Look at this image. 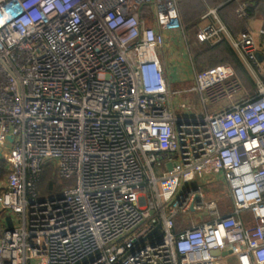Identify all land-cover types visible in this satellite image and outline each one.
Returning a JSON list of instances; mask_svg holds the SVG:
<instances>
[{"label":"built area","instance_id":"built-area-1","mask_svg":"<svg viewBox=\"0 0 264 264\" xmlns=\"http://www.w3.org/2000/svg\"><path fill=\"white\" fill-rule=\"evenodd\" d=\"M204 17L253 93L226 64L169 89L177 0H0V264H264V71L253 32ZM48 166L72 182L39 197ZM218 174L225 213L199 184Z\"/></svg>","mask_w":264,"mask_h":264},{"label":"crops","instance_id":"crops-1","mask_svg":"<svg viewBox=\"0 0 264 264\" xmlns=\"http://www.w3.org/2000/svg\"><path fill=\"white\" fill-rule=\"evenodd\" d=\"M220 5L221 4L216 5V6H211V7H215L217 9ZM177 6H178V3H177ZM209 9L210 8L205 7V11L199 17V22L197 24V30L195 31L194 29V30H191L190 32L189 30H187L185 24L183 23L181 19L180 9L178 6V12H179L180 20L183 26V32H181L180 29L173 30V31H164L165 41H164L163 48L159 52V58L164 63L165 75H166V79H167L170 90H180V89H186L190 87L194 81L195 72H199V71L205 70L210 67L208 64L205 63L204 67L201 70L196 64L195 53H194L195 50L201 47V45H205V44L214 45L220 42L218 41L215 43L213 42L200 43L197 41L195 37V34L198 31V29L211 21L210 17H204V15L207 13ZM218 16L221 19V21L224 23L226 28L229 30V32L233 35H237L240 31H242L243 28L248 29L254 33L255 43L257 45V53L259 54L258 60L264 71V57L262 56L264 52V34L261 33V31H264V27H263L262 18L261 17H254V18L249 17L246 21L241 22L238 19H236V17H234L233 14L223 13L222 16H220L219 14ZM223 40L230 46L232 51L235 53V51L233 50L229 42L226 41L225 39ZM236 57L238 58L237 55ZM238 60L240 59L238 58ZM240 63L242 64L241 61ZM226 65H229V64H226ZM242 66L244 67L243 64ZM244 69L249 75L245 67ZM236 76L238 77L237 74ZM263 80H264V77H263ZM240 81L246 93L251 94L254 92V82L251 88L250 85L243 83L242 80ZM182 99L192 101L196 108L200 106L198 102L199 101L198 96L196 94H184L182 96ZM177 112H180V111H177ZM2 180L3 179H1V181ZM206 180H212L217 183L221 182L223 184V188L220 190H217L213 198L217 200L218 205L223 213L232 210V200L229 196L228 187L222 175L218 174L212 177L208 176ZM206 180L200 182L199 184L202 185L204 182H206ZM1 181H0V185H1ZM12 222H13V216L11 214H4L0 212V237H1L2 231L5 228L13 225ZM230 263L235 264L233 259H231Z\"/></svg>","mask_w":264,"mask_h":264},{"label":"trees","instance_id":"trees-1","mask_svg":"<svg viewBox=\"0 0 264 264\" xmlns=\"http://www.w3.org/2000/svg\"><path fill=\"white\" fill-rule=\"evenodd\" d=\"M208 4L216 6L221 4L217 8V12L220 16L223 13L233 14L236 19L241 22L246 21L249 17H261L264 27V0H207ZM180 15L187 30H197V24L199 17L205 11V5H202V0H177ZM245 4L246 17L240 18L236 15L235 11L239 4ZM228 25V24H227ZM242 30H245L243 28ZM195 60L197 66L202 70L204 64H208L210 67L219 64H229L233 67L239 79L243 83L248 84L252 88L251 78L245 71L244 67L240 63V60L236 57L230 46L223 40L214 45H201V47L195 50ZM264 57V52L262 54ZM54 172V171H53ZM42 177L40 180V186H42Z\"/></svg>","mask_w":264,"mask_h":264},{"label":"rangeland","instance_id":"rangeland-1","mask_svg":"<svg viewBox=\"0 0 264 264\" xmlns=\"http://www.w3.org/2000/svg\"><path fill=\"white\" fill-rule=\"evenodd\" d=\"M202 5H205V7L208 8H215L211 7L212 5L208 4L207 0H202ZM208 12V11H207ZM251 82L253 84V79L251 78ZM223 105V104H222ZM220 106L216 105V107ZM216 107L210 106L208 109L214 110ZM42 186H40V183L38 185V190H39V197H49L50 195H57L61 189L62 186L69 185L72 182V179H62L59 178L54 172L52 167L48 166L46 167L43 175H42ZM223 188V184L214 182L212 180H206L201 185V190L203 191L205 197L207 199H212L214 197V194L216 193L217 190H220ZM188 216L186 214H179L176 216V221H182L184 219H187ZM189 223H183L182 225L177 224V228H186L188 227Z\"/></svg>","mask_w":264,"mask_h":264},{"label":"water","instance_id":"water-1","mask_svg":"<svg viewBox=\"0 0 264 264\" xmlns=\"http://www.w3.org/2000/svg\"><path fill=\"white\" fill-rule=\"evenodd\" d=\"M257 58L259 59V54L258 53H257ZM6 140L7 141H11L12 137H7ZM168 168H170V165H168ZM211 254L214 255V256L220 255L219 251H217V250L212 251ZM221 254L225 255L226 253H221Z\"/></svg>","mask_w":264,"mask_h":264}]
</instances>
